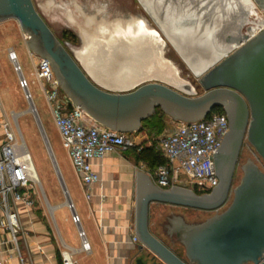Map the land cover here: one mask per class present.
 Returning a JSON list of instances; mask_svg holds the SVG:
<instances>
[{
    "label": "water",
    "instance_id": "obj_1",
    "mask_svg": "<svg viewBox=\"0 0 264 264\" xmlns=\"http://www.w3.org/2000/svg\"><path fill=\"white\" fill-rule=\"evenodd\" d=\"M253 2L264 13V0ZM8 19L19 22L28 37L31 53L50 61L62 91L73 104L107 129L124 134L138 132L157 109L173 122L192 123L207 118L217 109L226 112L230 131L215 153L219 184L211 193L198 194L180 186L162 189L150 176L138 171L135 229L143 252L138 264H264V169L249 161L243 168L240 184L234 188L244 141L264 162V28L201 76L194 74L200 78L204 90V94L198 95L171 65L167 75L144 81L140 78L127 87L114 80L92 77L59 40L33 0H0V23ZM182 60L190 71L188 61L202 63L198 55ZM13 63L23 78L18 61L14 59ZM117 83L120 88L112 86ZM25 93L29 97L28 89ZM30 112L48 148L67 204L75 214L33 100ZM231 195L232 203L219 213ZM153 203L216 213L201 223L181 228L179 242L184 246L186 260L151 232Z\"/></svg>",
    "mask_w": 264,
    "mask_h": 264
},
{
    "label": "rangeland",
    "instance_id": "obj_2",
    "mask_svg": "<svg viewBox=\"0 0 264 264\" xmlns=\"http://www.w3.org/2000/svg\"><path fill=\"white\" fill-rule=\"evenodd\" d=\"M156 1L33 0L38 12L59 40L66 47L71 45L77 48L75 50L78 53L69 47L68 50L81 61L90 75H118L120 69H125V72L132 76L128 81L135 82L143 74L145 76H142L143 81L151 80L167 75L171 71L169 67L173 71V67H175L179 71L180 77L190 83L196 89L198 95L204 94V90L199 84L200 78H197L190 71L182 57L170 43L164 29L161 27L163 24H158L155 18L150 15L148 8L149 10H156L158 14L160 13L161 20L164 19V12ZM167 5H170V3L166 1L164 9L169 7ZM258 10L261 11L259 8ZM262 14L264 15L263 12ZM214 15L216 14L214 13ZM157 17L160 18L156 15ZM164 26L168 30L172 27L170 22H167ZM74 28L77 32L72 30ZM148 28L159 33L164 41V46L161 45L162 43L159 45L156 42L157 36ZM159 49L162 51L161 53ZM11 52L17 53L18 63L22 68L23 76L28 81V89L32 94L34 105L61 177L74 200L76 199L73 190L80 188V186L70 165L69 155L63 147L60 134L55 126L51 107L45 98L41 85L34 76L35 63L31 57L28 38L22 32L17 20H5L0 23V124L3 122L11 123L17 136L26 143L39 174V183L34 185L36 206L40 207L54 227V215L49 209V206L54 207L52 196L57 195L64 201L65 193L35 117L30 112V101L27 99L25 89L20 86L21 77L9 57ZM114 52H117V55ZM162 58L172 62L173 66L168 67V63V65L163 64ZM152 67L154 69L151 70ZM167 67L168 69H166ZM151 73L155 76H151ZM167 119H169V122L172 121L170 118ZM152 132L153 129H150L148 133ZM249 161L264 169L263 160L246 140L240 154L234 188L240 184L243 177V168ZM189 188L193 189V186L190 185ZM23 190L20 191L23 192ZM232 200L233 195L230 196L228 203L219 213L225 211ZM168 209L164 206H153L151 211L152 231L168 246L185 256L184 246L178 242L175 243L165 231L168 226L169 215L172 212L184 213L186 211L185 217L189 221L197 219L202 222L213 217L216 213L178 208H172V212H169Z\"/></svg>",
    "mask_w": 264,
    "mask_h": 264
},
{
    "label": "built area",
    "instance_id": "obj_3",
    "mask_svg": "<svg viewBox=\"0 0 264 264\" xmlns=\"http://www.w3.org/2000/svg\"><path fill=\"white\" fill-rule=\"evenodd\" d=\"M31 56L35 63L34 76L51 107L63 147L87 199H91L92 187L100 180L92 161L103 159L118 150L137 148V145L130 134L103 127L73 104L62 91L50 61L34 54ZM9 57L12 61H18L15 53H10ZM20 86L25 90L29 88L24 76ZM27 99L33 100L31 93ZM229 129L226 113H211L207 118L193 123L173 122L171 132L163 133L157 140L165 164L155 171L156 185L162 189L174 186L189 188L191 185L195 192L211 193L219 184L215 153ZM31 166L32 159L26 143L17 136L11 123L0 124V210L4 212L0 228L10 235V239L0 241V264H9L4 255L19 253V236L24 235L16 204L24 203L29 208L35 204L34 185L38 182L33 177ZM21 189H24L23 192ZM72 222L79 228L82 251L90 252L79 215L73 214ZM134 241L139 242L137 237ZM61 260L62 264H77L69 250L61 252Z\"/></svg>",
    "mask_w": 264,
    "mask_h": 264
},
{
    "label": "crops",
    "instance_id": "obj_4",
    "mask_svg": "<svg viewBox=\"0 0 264 264\" xmlns=\"http://www.w3.org/2000/svg\"><path fill=\"white\" fill-rule=\"evenodd\" d=\"M112 86L120 88L121 85L117 83ZM167 118L165 119L167 127L163 133L171 132L173 129V121L169 122ZM150 129H152L151 126L130 133V137L137 148L118 150L106 155L103 159L92 161L100 180L92 187L91 199H87L69 158L80 186L79 190L73 188L76 200L73 199L69 188L64 184L73 210L81 219V228L90 244V252L82 251L79 228L72 222L73 211L67 204L66 196L64 201L57 195L52 196L54 207L49 206V209L54 215V228L45 213L36 206L35 191L34 207L29 208L24 203L15 206L24 235L19 236V253L4 255V259H7L9 264H21L20 258L24 264H62L61 252L69 250L73 253L77 264H138V260L143 257V252L140 251V243L134 241L136 237L138 171L150 176L151 181L156 184L155 171H151L145 162L138 160V152L155 143L156 149L160 151L157 140L163 134L157 136L154 130L149 134ZM155 205L170 208L168 209L169 212H172V208L193 209L159 203L151 205L149 219L151 232L166 244L151 228V211ZM185 212H172L169 215L168 226L165 229L168 236L173 234L179 220L182 221L180 222L182 225L187 226L201 223L197 219H190L191 221H189L185 217ZM3 216L4 212L0 210V221L4 220ZM8 239H10V235L0 228V241ZM166 245L168 246V244ZM168 247L186 260V255L183 256L172 247Z\"/></svg>",
    "mask_w": 264,
    "mask_h": 264
},
{
    "label": "flooded vegetation",
    "instance_id": "obj_5",
    "mask_svg": "<svg viewBox=\"0 0 264 264\" xmlns=\"http://www.w3.org/2000/svg\"><path fill=\"white\" fill-rule=\"evenodd\" d=\"M171 5L176 11L171 20L176 19L178 22L192 18L194 25L189 26L188 24L189 28L181 32L183 38L178 35L180 33H176V30L172 28L173 23H171L172 27L169 30L166 29V31L179 47L183 45L194 47V50L187 51L188 53L185 55L189 59L191 56L198 55L202 63L195 64V66L199 68L203 67L202 65L206 60L218 56L226 47L239 39L244 30L249 32L254 19L251 7L244 0H172ZM177 7L181 8L176 9ZM182 9L187 11H182ZM214 13L216 15L213 16ZM167 18L169 17L167 16ZM196 19L200 21V26L198 23L195 25ZM168 20L170 21V19H166L163 23L166 25L169 22ZM208 27H210L209 32L207 31ZM151 32L157 35L156 31ZM228 122L230 127L229 119ZM180 222L182 221L179 220L177 228L173 232L174 235H170L175 242L180 241L179 232L183 227Z\"/></svg>",
    "mask_w": 264,
    "mask_h": 264
},
{
    "label": "bare ground",
    "instance_id": "obj_6",
    "mask_svg": "<svg viewBox=\"0 0 264 264\" xmlns=\"http://www.w3.org/2000/svg\"><path fill=\"white\" fill-rule=\"evenodd\" d=\"M143 1V0H142ZM166 1H167V3H168V1L170 2V5H167V6H169L167 9H164L165 7H164V4L166 5ZM250 7H251V9H252V15L254 16V19H253V23L251 24V27H250V30H249V32H245V33H242L241 34V36H240V38L239 39H237L233 44H231L230 46H228V47H226L223 51H222V53L221 54H219L218 56H215V57H213V58H209L208 60H206L205 61V63L202 65L203 67H201V68H199V67H196L195 66V64H193V63H189V58L188 57H186V55L185 54H187L188 52L187 51H192V50H194V47H191V45H188V46H181V47H179L175 42H174V40L169 36V34H168V32L166 31V29L164 28L165 26H163L162 24H164L165 23V20L166 19H170V23H173V27L172 28H174L175 30H176V33H180V34H178V35H182V33L181 32H184V31H186V28H189L188 27V24H189V26H192V25H194L193 24V20H192V18L191 19H189V18H187L188 20L187 21H185L184 19L183 20H181V21H178L177 22V20L175 19L174 21L173 20H171V17L174 15V12H176V11H174V8H173V5H171L172 4V0H157L156 2L158 3L157 5L159 6V7H161V9L163 10V12H164V14H163V16H164V21L163 20H161V15H160V13L158 14V12L155 10V11H153V10H149V8H148V11L150 12V15L152 16V17H154L155 18V21L158 23V24H160V25H162L161 27H162V29H164V31H165V34L167 35V38H168V40L170 41V43H172V45H173V47L175 48V50L177 51V52H179L180 54H181V56L184 58V59H186V61H188V64H189V66H190V68H191V71L193 72V74H195L196 76H201L202 74H203V72L206 70V69H208L209 67H211L213 64H215L216 62H218V61H220L222 58H224L225 56H227L229 53H231V52H233L240 44H242L244 41H246V40H248L249 38H251L253 35H255L257 32H259V31H261L263 28H264V15L262 14V12L261 11H259L258 10V8H257V6L255 5V3L253 2V0H244ZM156 8H158L157 6H156ZM179 8H181V7H177L176 9H179ZM183 8H185V7H183ZM160 9V10H161ZM159 11V10H158ZM182 11H187V10H185V9H182ZM148 12V13H149ZM179 12V11H178ZM187 14H188V12H187ZM156 15H158L160 18H156ZM167 16L169 17V18H167ZM161 20L160 22H159V20ZM164 23H163V22ZM200 21H198L197 19H196V22H195V25L198 23V25L200 26L201 25V23H199ZM208 30V32L210 31V27H208L207 28ZM66 30V29H65ZM73 31H75V32H77L76 31V28H74V29H72ZM148 30H151V31H156V30H154V29H150V28H148ZM63 32V31H62ZM157 32V31H156ZM78 34V33H77ZM157 39H155L156 40V42L160 45L161 43V45L162 46H164V41L162 40V38L160 37V35H159V33L157 32ZM155 37V36H154ZM182 38H183V36H181ZM162 46H161V48H162ZM69 48H71L73 51H75V52H77L75 49H77L76 47H73V46H71V45H69L68 46ZM112 51H113V49H112ZM159 52L161 53L162 51L159 49ZM12 54L13 53H15V52H11ZM78 53V52H77ZM116 55H117V52H114ZM76 54V53H75ZM15 55H16V57H17V53H15ZM80 57V56H79ZM11 59V58H10ZM188 59V60H187ZM161 61H162V63H165V64H167V63H169V65H171L172 64V62H170V61H168L166 58H162L161 59ZM168 65V64H167ZM171 66H173V64L171 65ZM174 68V72L176 71V73H178L179 75H180V73H179V71L177 70V68H175V67H173ZM152 69H154L153 67L151 68V70ZM116 71H117V69H116ZM126 70L125 69H120L119 70V73H118V75L117 74H113V75H107V74H99V75H91L92 77H94V78H97V79H99V77H102V78H106V79H109V80H114V81H116V82H119V83H122V84H124L126 87L127 86H130V85H132V84H134V83H136V82H129L128 81V79L129 78H131L132 76H130V74L129 73H127V72H125ZM147 74V73H146ZM150 75V74H149ZM151 75H152V73H151ZM142 76H144V74L143 75H141V77L140 78H142ZM145 77V76H144ZM22 79V78H21ZM137 81V80H136ZM31 159H32V157H31ZM54 160V159H53ZM55 162V161H54ZM31 169H32V174H33V177L36 179V181L39 183V174H38V171H37V168H36V166H35V164H34V162H33V159H32V166H31ZM59 176L61 177V173H59ZM62 178V177H61Z\"/></svg>",
    "mask_w": 264,
    "mask_h": 264
},
{
    "label": "trees",
    "instance_id": "obj_7",
    "mask_svg": "<svg viewBox=\"0 0 264 264\" xmlns=\"http://www.w3.org/2000/svg\"><path fill=\"white\" fill-rule=\"evenodd\" d=\"M213 113L225 112L223 109H217ZM166 118L167 115L161 109H157L155 114L150 119L143 122L141 130L151 126L156 135H160L165 131L167 127V124L165 123ZM138 160L145 162L149 169L153 172L156 171L159 166L165 164L164 157L162 156L161 152L156 149V143L151 147L144 148L143 150L138 152ZM196 193L202 194L198 191H196Z\"/></svg>",
    "mask_w": 264,
    "mask_h": 264
}]
</instances>
